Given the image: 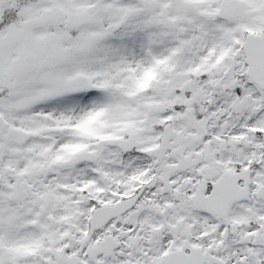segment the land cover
<instances>
[{
    "label": "snow or ice",
    "instance_id": "6c2138e0",
    "mask_svg": "<svg viewBox=\"0 0 264 264\" xmlns=\"http://www.w3.org/2000/svg\"><path fill=\"white\" fill-rule=\"evenodd\" d=\"M0 264H264V0H0Z\"/></svg>",
    "mask_w": 264,
    "mask_h": 264
}]
</instances>
